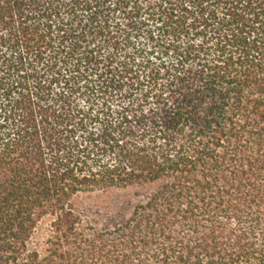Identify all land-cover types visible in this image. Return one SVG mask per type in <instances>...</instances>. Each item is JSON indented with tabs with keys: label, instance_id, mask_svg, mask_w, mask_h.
Returning a JSON list of instances; mask_svg holds the SVG:
<instances>
[{
	"label": "trees",
	"instance_id": "16d2710c",
	"mask_svg": "<svg viewBox=\"0 0 264 264\" xmlns=\"http://www.w3.org/2000/svg\"><path fill=\"white\" fill-rule=\"evenodd\" d=\"M0 264H264V0H0Z\"/></svg>",
	"mask_w": 264,
	"mask_h": 264
},
{
	"label": "rangeland",
	"instance_id": "374dc122",
	"mask_svg": "<svg viewBox=\"0 0 264 264\" xmlns=\"http://www.w3.org/2000/svg\"><path fill=\"white\" fill-rule=\"evenodd\" d=\"M139 189L113 190L107 193L78 195L72 208L83 220L97 229L113 227L128 218L132 207L141 200ZM51 218H45L30 241V248H41L47 237V226Z\"/></svg>",
	"mask_w": 264,
	"mask_h": 264
}]
</instances>
